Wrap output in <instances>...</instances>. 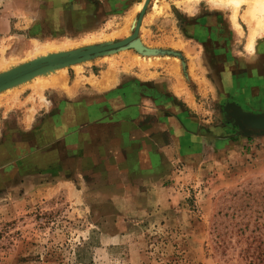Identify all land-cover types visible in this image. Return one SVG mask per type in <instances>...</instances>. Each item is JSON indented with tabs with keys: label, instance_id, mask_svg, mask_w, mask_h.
<instances>
[{
	"label": "rangeland",
	"instance_id": "rangeland-1",
	"mask_svg": "<svg viewBox=\"0 0 264 264\" xmlns=\"http://www.w3.org/2000/svg\"><path fill=\"white\" fill-rule=\"evenodd\" d=\"M221 1L0 0V264H264V36Z\"/></svg>",
	"mask_w": 264,
	"mask_h": 264
},
{
	"label": "bare ground",
	"instance_id": "bare-ground-1",
	"mask_svg": "<svg viewBox=\"0 0 264 264\" xmlns=\"http://www.w3.org/2000/svg\"><path fill=\"white\" fill-rule=\"evenodd\" d=\"M229 3L234 5V11L235 13L238 12L239 10L242 9V7H245V18L247 21H252L254 23V34H256V29H260L262 32V35L264 36V26L262 24V18L258 17V15L262 14V16L264 15V0H222L219 4L221 5H229ZM144 4L141 6L143 7ZM240 13V12H239ZM71 47V43L69 41H50L49 43L42 45L39 43H34V48L33 50L30 52V54H28L25 58V60L21 61L22 65H24L26 62L28 61H32L33 62H37L38 64H36V67L40 66L42 63L41 60L44 59H48V55L44 56L46 54H48L49 52H58L59 54H62L64 51L68 50ZM86 51V50H85ZM31 57V58H28ZM35 58V59H34ZM34 59V60H33ZM58 61V60H57ZM60 62V61H59ZM9 67L11 66V68H17L20 66V64H18V62L16 61H12V62H8ZM7 67V68H9ZM27 67V66H26ZM36 67L32 68V70H35ZM10 69V68H9ZM31 70V69H28ZM53 72H55V70L52 71H48L46 72V74H52ZM9 75V74H8ZM44 75V74H43ZM42 75V76H43ZM42 76L40 78H42ZM40 78L38 80H40ZM9 78L7 79H1L0 80V85L3 84L4 82L8 81ZM262 125L264 124V120L259 122V124L257 123V125Z\"/></svg>",
	"mask_w": 264,
	"mask_h": 264
},
{
	"label": "water",
	"instance_id": "water-1",
	"mask_svg": "<svg viewBox=\"0 0 264 264\" xmlns=\"http://www.w3.org/2000/svg\"><path fill=\"white\" fill-rule=\"evenodd\" d=\"M137 38V37H136ZM135 38V39H136ZM132 41H129V42H126V41H120V42H117L116 44L114 45H107L105 47H103L102 50L98 51V52H91L89 53L88 55H80L77 59V61L75 62H78L79 60H82V59H85V58H90L91 56L95 55V54H100V53H104L108 50H111V49H115V48H118V47H123L125 45H127L128 43H130ZM89 49V48H88ZM88 49H86V52H89L87 51ZM73 62V63H75ZM71 63V64H73ZM47 69V68H46ZM46 69H43V70H46ZM33 76H27L25 77L24 80L21 79V81H16L13 85H18L28 79H31ZM12 85H6L4 88L0 89V91L6 89V88H9L11 87ZM238 119H239V123L242 127L243 130L245 131H248V132H251V133H263L264 132V124H260V125H257V123L259 124V122L263 121L264 120V114L262 115H251V114H238Z\"/></svg>",
	"mask_w": 264,
	"mask_h": 264
},
{
	"label": "crops",
	"instance_id": "crops-1",
	"mask_svg": "<svg viewBox=\"0 0 264 264\" xmlns=\"http://www.w3.org/2000/svg\"><path fill=\"white\" fill-rule=\"evenodd\" d=\"M32 49V48H30ZM28 49V51L30 50ZM112 71L107 70L104 72L101 80H95L94 84L95 86H92V89H95V91L104 92L109 89V85L112 82ZM66 77L65 72L64 74L59 72L58 74H55L54 76H51L49 78L36 80V85L34 86V89L36 88H43L46 89L48 87L55 88L61 90V88L66 92H73L75 89H69L67 87L66 83ZM15 89V88H14Z\"/></svg>",
	"mask_w": 264,
	"mask_h": 264
}]
</instances>
